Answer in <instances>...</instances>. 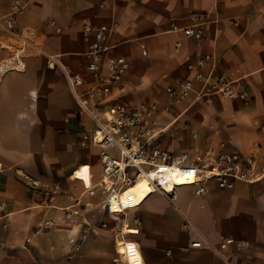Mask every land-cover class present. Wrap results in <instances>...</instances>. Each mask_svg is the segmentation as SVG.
I'll return each instance as SVG.
<instances>
[{
  "label": "crops",
  "instance_id": "obj_1",
  "mask_svg": "<svg viewBox=\"0 0 264 264\" xmlns=\"http://www.w3.org/2000/svg\"><path fill=\"white\" fill-rule=\"evenodd\" d=\"M13 1L0 0V17L11 11ZM21 2L25 8L18 26L35 45L25 54V70L0 77V264H126L114 262V216L104 207L103 192L91 195L81 180L72 179L84 164L91 166L92 182L103 174L99 148L79 149L80 131L93 122L66 78L67 72L83 76V91L94 84L85 73L86 24L117 23L114 48L106 57L123 55L130 68L114 87V101L131 107L164 104L167 86L192 78L187 63L208 54L215 75L223 72L243 85L244 100L214 97L207 103L193 93L159 112L152 127L169 151L179 154L162 143L156 128L201 114L199 139L209 142L205 150L249 154L264 148V0H107L103 6L99 0ZM193 15L209 39L184 34ZM52 20L63 27L61 33L54 32ZM1 43L20 46L21 40L0 30ZM10 54L0 48V62ZM46 55L57 56L55 69L48 67ZM55 184L63 193L51 204ZM68 194L81 201L72 217L66 215L73 204ZM128 216L140 232L126 238L138 244L145 264H264V176L238 181L232 189L211 181L202 196L190 186L172 198L157 192ZM195 240L202 246L193 247Z\"/></svg>",
  "mask_w": 264,
  "mask_h": 264
},
{
  "label": "built area",
  "instance_id": "obj_2",
  "mask_svg": "<svg viewBox=\"0 0 264 264\" xmlns=\"http://www.w3.org/2000/svg\"><path fill=\"white\" fill-rule=\"evenodd\" d=\"M106 1L99 0L100 6ZM24 8L25 5L21 0H14L11 11L0 17V30L12 38L21 40L20 46L0 44V48L11 52L0 62V77L10 71L25 70L27 67L25 54L29 46L35 45L28 36L22 34L18 26V18L24 12ZM192 21L190 25L182 28L184 34L196 40L209 39L204 27L199 23V17L193 15ZM51 26L57 34L63 31V27L56 20L51 21ZM172 26L174 29L178 28L175 24ZM116 27L117 23L113 22L101 25L86 24L83 28L85 36L90 38L85 52L88 60L85 73L93 76L92 86L83 91L81 89L85 83L83 76L66 73L68 85L79 108L90 116L93 122L91 128H83L80 131L78 144L81 148L91 146L99 148L103 164L102 177L96 182H92L90 165L84 164L78 168L83 170L88 166L91 184L87 185L81 180L85 191L91 195H95L99 190L105 193L104 207L110 215H114L112 203L115 199L118 200V194L141 175L147 174L151 178V171L159 169L161 164L177 165L184 172L193 175V182L184 185L193 187L196 195L200 196L208 193L211 181H215L220 189H232L238 181L254 182L262 178L264 148H256L249 154L227 149L215 150L212 147L204 150L202 154L193 155L188 152L175 154L160 143L152 127L159 112L170 110L174 103L187 99L193 93L196 94L197 99L207 103H210L214 97L246 99L247 92L243 85L227 80L223 72L215 75L214 69L209 66L212 54L187 63L192 78L167 86V102L164 104L153 102L131 107L113 100L114 87L125 78L130 68L128 59L123 55L106 57L114 48L111 36ZM38 51L45 54L39 47ZM46 56L48 67L55 69L59 65L57 56ZM161 182L165 183L161 180L156 182L155 193L161 192L167 198H172L176 189L167 190ZM62 193L60 184L53 185L49 198L51 204L54 203L56 196ZM68 198L73 204L67 207L66 215L72 217L78 214L79 211L75 206L81 201L73 194H68ZM103 225L106 226L105 223ZM185 226L192 229L193 224L187 221ZM118 236L122 237V234L118 233ZM192 246L200 247L202 242L195 240ZM114 262L126 263L118 248Z\"/></svg>",
  "mask_w": 264,
  "mask_h": 264
},
{
  "label": "bare ground",
  "instance_id": "obj_3",
  "mask_svg": "<svg viewBox=\"0 0 264 264\" xmlns=\"http://www.w3.org/2000/svg\"><path fill=\"white\" fill-rule=\"evenodd\" d=\"M36 97L35 92H33L32 98L35 99ZM167 128L168 126L162 131ZM150 176L151 178L147 174L139 176L134 183L124 188L118 194V200L115 199L112 203V209L115 212L114 218H119L120 216L124 220L121 227L122 237H117V245L119 252L122 253L127 264H145L138 244L126 238L127 235H135L140 232L139 229L130 226L128 223L129 211L142 207L155 194V184L160 180L165 182H161V184L167 190L183 189L187 186L184 184H188L194 180L193 175L184 172L177 165L170 164H161L159 169L151 171ZM72 179L84 180L87 185H90L91 179L88 174V166H85L83 170H75L74 175L72 174Z\"/></svg>",
  "mask_w": 264,
  "mask_h": 264
},
{
  "label": "rangeland",
  "instance_id": "obj_4",
  "mask_svg": "<svg viewBox=\"0 0 264 264\" xmlns=\"http://www.w3.org/2000/svg\"><path fill=\"white\" fill-rule=\"evenodd\" d=\"M201 106L202 108H205L208 107L209 105L201 104ZM192 110L193 108L190 111ZM193 117L194 118L190 122L184 119H183L184 121L178 120L164 131L162 130L165 128V124L164 126L161 125L157 127L156 129L161 130L159 136L161 138L162 143L166 145L170 150L176 153L188 152L193 155L202 154L203 151L205 150V147L209 145V142L199 139L200 133H203L204 131L202 127L203 125L202 119L205 117V115L204 114L196 115V116L193 115ZM79 149L83 151L87 150L84 148H79ZM92 157L96 159L94 152H92ZM98 167H100L99 162H98ZM99 196L101 200L105 198V194L103 193ZM113 220L115 227L113 228V232L115 234V243L117 246V241H116L117 235L118 233H121V227L124 220L123 217L120 216L119 218H114Z\"/></svg>",
  "mask_w": 264,
  "mask_h": 264
}]
</instances>
